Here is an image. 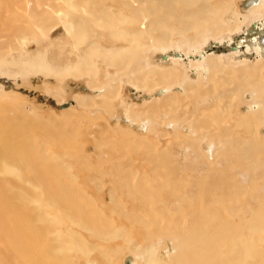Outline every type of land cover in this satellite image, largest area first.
I'll return each instance as SVG.
<instances>
[{
  "label": "rangeland",
  "instance_id": "1",
  "mask_svg": "<svg viewBox=\"0 0 264 264\" xmlns=\"http://www.w3.org/2000/svg\"><path fill=\"white\" fill-rule=\"evenodd\" d=\"M41 1L38 8L35 4V8V0H30L24 10V0H0V114L30 134L34 152L40 151L47 164L55 165L60 160H69L75 167H80V170L75 168V171H79L78 183L88 184L86 201L97 206L99 211L94 208V213L107 229L103 239H97L93 236L94 232L90 234L85 230L84 222L70 223L68 231L82 235L74 236L83 246L76 253L79 254L76 264H131L132 261L143 264L146 255L153 263L160 264L175 254L173 241L163 236V244L158 247L161 240L156 234L165 229H170L165 232L173 233L181 228L177 219L179 211L173 210L167 222L164 214L160 215L162 223L158 220L159 226L153 228L159 230L153 229L156 234L151 237L142 239L136 234L138 223L151 218L153 208L162 207L158 203L163 201V197H160L157 204L146 209L142 207L144 213L139 214V208L132 199L139 194L136 191L140 187L148 188L149 177L154 176L156 171V161L162 157L171 160L175 167L171 183L181 184L184 192L195 189V177L204 179L214 169L220 175L224 168H230L233 176L225 180L220 188L226 193L231 191L238 199L232 202L226 195H218L216 212L225 218L227 208H233L234 216L237 215L232 217L233 224H238V217L241 216L245 222L250 220L264 203V168L253 162L245 148L255 137L264 139V110L258 126L246 127L238 125V122L242 121L241 117H251L260 104L264 107V95L257 98L254 92L255 85H264V59L256 53L253 42L255 25L261 20L264 10L251 15L253 13L247 8L251 1L212 0L224 9L219 14L224 25L217 34H207L198 44L178 46V41L194 38L193 30L185 34L175 33L170 41L167 40L168 46L164 50L156 45L149 49L142 47L147 48L142 53L145 54L144 59L134 61L126 69L103 68L104 65L97 62L94 73L70 71L60 76L40 68L32 72L26 70L36 63L38 66L39 57L42 56L43 64L50 62L58 66L54 70L60 71L65 65L75 68L78 57L70 54L72 48L67 41L64 25L71 22L72 16L74 22L81 19L90 22L91 16L83 17L81 9L82 4L87 2L92 5L89 6L93 10H89H96L93 13L101 11V15L105 11L113 18L120 16L119 8L112 1L105 4L109 8L104 9L97 6L96 0ZM70 3H76L77 12L69 10ZM52 9L59 10L60 16L52 14ZM74 12L82 17H75ZM183 14H188V11ZM214 15L210 13L201 22L206 20L212 23ZM177 26L180 27L179 24ZM181 27L188 28V24L182 21ZM18 28L22 29L21 33ZM43 33L46 36L42 37ZM106 33L109 31L106 30ZM159 34L156 33V36ZM21 39H26L27 43L20 45ZM87 45L79 46V52L83 49L87 52ZM21 50L29 53V61H26L27 58H24L25 62L19 61ZM99 59L97 57L95 61ZM132 77L136 78L138 88L129 82ZM238 87L241 91L236 97ZM159 90H165L162 97L157 94ZM65 134L68 135L66 139H70L68 144L64 142ZM237 159L239 162L235 165ZM84 164L94 169L84 171L86 176L81 171ZM115 164H122L123 167L120 170L118 165L117 169ZM111 177H114L115 183L117 179V183L123 186L121 191L111 187L115 185L110 182ZM0 182L11 183L13 186L9 189L17 190L13 183L17 181L10 174L0 175ZM121 196L125 203L120 207L118 199ZM177 205L176 202L171 203L170 211ZM132 206L133 211L130 210ZM120 211L131 218L134 226L131 225L135 229L133 233L129 232L131 222L125 217L119 224L124 223L127 229L111 227V220H117L116 215ZM159 227H163L162 230ZM62 229L65 230L66 226ZM6 240L0 241V252L3 248L1 257L3 252L7 254ZM81 250H84L83 253ZM12 262L19 264L15 259Z\"/></svg>",
  "mask_w": 264,
  "mask_h": 264
},
{
  "label": "bare ground",
  "instance_id": "2",
  "mask_svg": "<svg viewBox=\"0 0 264 264\" xmlns=\"http://www.w3.org/2000/svg\"><path fill=\"white\" fill-rule=\"evenodd\" d=\"M110 1L114 2L119 8L120 16L118 18L110 17L111 14L107 15L105 11H102L104 12L101 14L102 16L99 14L101 11L93 13L96 10L92 12L93 9L89 6L91 4L87 2L82 4L81 9L84 13L83 17L91 16L90 22L81 19L78 21L79 23L76 21L75 23L72 16L70 18L71 22H66L67 24L64 25L68 34L67 41H69V46L72 48L70 54L73 53L75 58L78 57L75 68L72 69L73 66L65 65L58 71L56 70L58 66L55 63L46 62L43 64L44 57L42 56L39 57V61L37 60L38 66L36 63L28 70H26L27 68H21V70L32 72V70L35 71L40 68V70L60 76L70 73V71L94 73L97 70V62H100L102 66L104 65L103 68L111 66L120 67L118 68L120 70L122 68L126 69L134 61L144 59L145 54L142 55L146 48L143 49L144 46L149 49L150 46L156 45L158 49L164 50L168 46L167 40L170 41L175 33L185 34L189 30H193L194 38L188 41L183 37L185 40L178 41V46L183 44L193 46L203 41L207 34H217L224 25L219 17L224 9L222 10V6L219 7L218 2L212 0H177L174 7H171L174 0H96V3H98L97 6L99 5L104 9V7H107L105 4L111 3ZM248 1H251L249 4L247 3V8L253 13L251 15L258 14L260 9L264 10V0ZM29 2L30 0H24L22 7L24 10L27 9ZM41 3V0H35L33 7L36 4L38 8L37 5L40 6ZM75 4L70 3L69 10H75ZM169 6L171 8L167 9ZM89 8L92 10H89ZM187 11L188 14H183ZM58 12L59 10L52 9V14L56 17L60 16ZM75 12L77 11L75 10ZM75 12L73 14L75 17H82V15ZM210 13L215 14L213 17L215 20L212 23H208L206 20L201 22L202 18L208 17ZM262 14L261 20L259 19L258 24L255 25L256 32L253 36V42L256 45V53L264 59V11ZM95 16L97 17L95 18ZM182 21L188 24V28L181 27ZM21 30L18 28L20 33ZM106 30L109 33H106ZM41 31L43 30L41 29ZM156 33H160L159 36H156ZM41 35L42 37L46 36L45 33ZM160 36L162 37L160 38ZM21 40L20 45H23L24 42L27 43L26 39ZM84 43H88V51L86 52L83 49L84 51L79 52V46ZM19 48L21 49V47ZM18 57L20 62H25L24 58H27L26 61H29L28 58L30 59L26 50H21ZM97 57L100 58L99 61H95ZM1 63L2 60L0 65ZM50 66H53V68ZM54 68H56V71ZM135 79V77H132V81L129 82L135 88H138L135 85ZM163 80L166 82L165 77H163ZM254 87L257 98L264 95V85L257 84ZM240 91L241 88L238 87L236 97H238ZM157 94L162 97L165 90H159ZM262 110H264V107L260 104V107L258 106L253 111L251 117H241L242 121H239L238 125L258 126L262 120ZM50 132L53 133V131ZM65 135L67 137H65L64 142L67 143L70 139L67 140L68 135ZM47 140L49 141V139ZM246 149L253 162L264 168V139L255 137ZM241 161L242 158H240ZM156 162V171L154 176L149 177L150 184L148 188L141 189L140 187L136 191L139 194L132 199L139 208V214H143L146 207L157 204L160 197H163V201L158 202L162 204V207L151 210L152 219L148 218L146 222L141 221L140 223L136 220L139 227L136 234L142 239L156 234L154 230L158 228L153 227L159 226L158 220L162 223L163 219H159L160 215L164 214L165 222H167L170 215L174 213L173 210L175 212L179 211L177 219L182 225L179 226L181 228L175 229L176 231H173V233L171 231L168 233L170 229H165L163 226V230L168 231H159L156 234L158 240H161L158 241V247L163 244L162 238L168 236L175 245L173 249H176L173 256L170 255L171 257L165 258L160 264H264V203L260 205L259 210L250 220L245 222L242 216L238 217L240 219L238 224L232 223V217L237 216H234L233 208H227L225 218L219 216L216 212L218 206L215 201L217 202L218 195H226L232 202L238 199L231 191L226 193L220 188L225 180L233 176L230 168H224L220 175H217V170L214 169L204 179L195 177V189L184 192L181 184L171 183L175 172L171 160L162 157ZM238 162L239 159L234 164L238 165ZM118 165H116V168ZM122 167V164H120L118 168L121 170ZM75 168L79 169L80 167H75L74 163L69 160H60L55 165L47 164L45 156L40 151L34 152L30 144V134L11 123L9 118H4L0 114V175L10 174L17 181V183L13 182L17 187L16 191L12 188L9 189L13 186L11 183L4 184L0 182V241L8 239L6 240L8 244L7 254L3 252V257L0 255V264H15L12 262L13 259L17 260L19 264H76V258L79 260V254L76 253L80 250V246L81 248L83 246L74 238L77 235L82 236L81 233L74 230V233L68 231L70 230L68 227H71L70 223L74 222H84L85 230L89 231L90 234L94 232L93 236L95 238L103 239L107 229L106 224L98 221L97 215L94 213V208L99 211L97 206L86 201L88 195L85 190L88 189V184L86 182H83L82 185L78 183L77 173L79 171H75ZM189 168L192 169L193 167L189 166ZM91 169V165L84 164L81 171L84 174V171H91ZM114 169L113 171H115ZM114 177H111L112 181L115 180ZM163 178H166V180ZM112 181L110 182L115 185L113 186L110 183L111 187H116V190L121 191L123 186L119 182L117 183V179L116 183ZM151 181L156 182L151 183ZM245 199L246 197H244V201ZM15 200L18 202H14ZM118 200L121 207L125 201H123L122 196ZM174 202L178 205L175 208L172 206L174 209L170 211V205ZM144 206L145 209H143ZM130 210L133 211V206ZM63 211L66 213H63ZM124 214L125 212H121L116 215L117 220L115 218L111 220L113 229L122 226L125 230V224H119L125 217ZM125 218L131 222H129V232L133 233L135 229L131 218ZM171 220H169L170 223L173 222ZM65 226L67 230L62 229ZM162 228L160 229L162 230ZM63 236L68 238L63 239ZM90 236L92 238V235L88 237L90 238ZM0 244L2 246V242ZM2 250L3 248L1 252ZM83 251L81 250L82 253ZM131 264L137 263L132 261ZM143 264L155 263L151 261L150 256L146 255Z\"/></svg>",
  "mask_w": 264,
  "mask_h": 264
}]
</instances>
